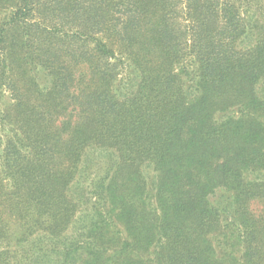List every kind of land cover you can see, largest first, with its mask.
<instances>
[{"label":"trees","instance_id":"trees-1","mask_svg":"<svg viewBox=\"0 0 264 264\" xmlns=\"http://www.w3.org/2000/svg\"><path fill=\"white\" fill-rule=\"evenodd\" d=\"M250 172L264 0H0V264H264Z\"/></svg>","mask_w":264,"mask_h":264},{"label":"rangeland","instance_id":"rangeland-1","mask_svg":"<svg viewBox=\"0 0 264 264\" xmlns=\"http://www.w3.org/2000/svg\"><path fill=\"white\" fill-rule=\"evenodd\" d=\"M112 159L113 156H111L109 153L98 150H91L89 151L86 159L83 161L81 173L79 174L78 179L73 186L74 194L76 196H83V204L81 205L80 212L76 218V223L74 224L75 226L84 225L85 222L80 221V218H82V216L88 213L89 206L91 205L90 202L93 201V198L90 199L92 196L91 193L93 189L92 181L96 178V176H99L108 170V168L113 164ZM141 169L148 181L152 182L155 176L153 166L150 164L143 165ZM247 175L251 178L259 177L261 179H264V172H250ZM215 198L216 196L212 197V199ZM71 229L74 231V226H72ZM219 238L220 235H217L215 243H217V240Z\"/></svg>","mask_w":264,"mask_h":264}]
</instances>
